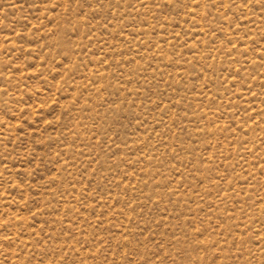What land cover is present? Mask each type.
Wrapping results in <instances>:
<instances>
[{
	"label": "rangeland",
	"instance_id": "1",
	"mask_svg": "<svg viewBox=\"0 0 264 264\" xmlns=\"http://www.w3.org/2000/svg\"><path fill=\"white\" fill-rule=\"evenodd\" d=\"M0 264H264V0H0Z\"/></svg>",
	"mask_w": 264,
	"mask_h": 264
}]
</instances>
